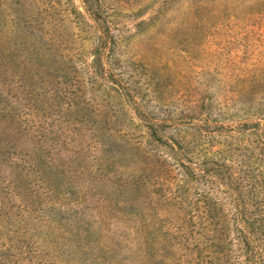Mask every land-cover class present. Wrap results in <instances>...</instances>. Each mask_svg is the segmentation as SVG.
<instances>
[{
	"label": "rangeland",
	"instance_id": "rangeland-1",
	"mask_svg": "<svg viewBox=\"0 0 264 264\" xmlns=\"http://www.w3.org/2000/svg\"><path fill=\"white\" fill-rule=\"evenodd\" d=\"M106 6L120 86L93 66L84 0H0V264H186L166 143L264 125V13L199 47L180 0Z\"/></svg>",
	"mask_w": 264,
	"mask_h": 264
},
{
	"label": "trees",
	"instance_id": "trees-1",
	"mask_svg": "<svg viewBox=\"0 0 264 264\" xmlns=\"http://www.w3.org/2000/svg\"><path fill=\"white\" fill-rule=\"evenodd\" d=\"M180 1L185 42L199 47L220 29H230L234 22L250 25L264 13V0ZM84 3L100 32L93 66L108 82L120 86L108 66L119 43L114 35L117 13L107 8V0ZM230 134L235 136L229 135V144L218 150H213L211 137L195 149L186 142L165 145L179 177L171 175L173 169L166 161L168 184L163 196L179 211L172 226L174 246L184 250L186 264H264V125L253 123L248 134L242 129ZM198 185L202 190L190 200Z\"/></svg>",
	"mask_w": 264,
	"mask_h": 264
}]
</instances>
